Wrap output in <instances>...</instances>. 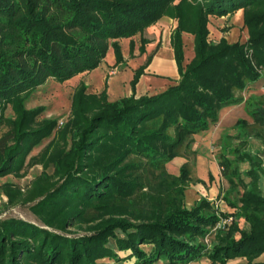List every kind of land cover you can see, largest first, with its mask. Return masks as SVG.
<instances>
[{"label": "trees", "instance_id": "trees-1", "mask_svg": "<svg viewBox=\"0 0 264 264\" xmlns=\"http://www.w3.org/2000/svg\"><path fill=\"white\" fill-rule=\"evenodd\" d=\"M238 9L246 41L209 40V16ZM164 16L176 20L170 34L176 84L136 97L148 57L134 69L128 96L109 100L106 88L86 94L80 83L59 128L57 119L36 121L42 107H25L48 78L63 82L95 69L109 47L114 64H124L118 40L142 34ZM183 32L193 35L194 51L185 66ZM146 43L141 36V53ZM129 45L132 52V40ZM263 74L264 0H0V124L8 126L0 137V177L18 175L44 138L55 132L50 143L59 141L49 157L53 173L34 183L42 198L32 206L53 230L0 219V264H188L202 257L209 264L237 257L264 264L258 260L264 254V166L249 148L250 138L264 140V94L243 95ZM241 103L250 120L236 119L234 133L220 137L217 155L232 210L216 209L204 196L187 206L191 166L185 161L175 175L166 164L188 159L193 136L216 124L222 108ZM8 106L14 117L4 116ZM3 190L10 199L18 194L8 184ZM228 216L231 224L208 246L211 227ZM74 226L85 233L68 236Z\"/></svg>", "mask_w": 264, "mask_h": 264}, {"label": "rangeland", "instance_id": "rangeland-1", "mask_svg": "<svg viewBox=\"0 0 264 264\" xmlns=\"http://www.w3.org/2000/svg\"><path fill=\"white\" fill-rule=\"evenodd\" d=\"M157 22H155L154 24H156ZM242 26L245 27L244 24L241 25L240 16L238 15V13H234L228 19H221V21L219 22L213 20L210 24V30L208 28V38L213 42H217L219 41L217 40L219 32H221V37H224L229 43L238 40L244 42L248 37V31L245 27L246 32L242 33ZM169 27L170 24L159 25L158 29L160 35L163 37L165 36V38H167ZM152 35H154V37H148L150 35L147 34V29L145 28L142 34L137 33L129 38H120L118 42L121 46L122 55L126 58L124 59V64L122 65H115L113 63L112 65H109V59L106 58L103 59V63L95 69L78 73L77 75L63 82L48 78L43 84L39 85L26 99L25 107L27 109L42 107V112L35 117L36 121L40 123L45 119H57V127L59 128L67 121L71 114L72 96L75 89L80 83H84L87 86L85 90L86 94H98L101 92V90H103V88H106L109 100H114L122 96H128L127 94L129 93V90H131L130 80L133 75L132 73L134 69L141 62L144 61L143 63H145L148 57H150V63L153 54H155V50H153V48L151 49L150 47H148V49H146V51H144L143 53L139 51V46L141 44V36L146 38L147 42L150 40L155 41L157 34L155 35L154 33ZM131 40L133 41L132 52L130 51L129 45ZM149 63L146 65V67L149 65ZM106 78L107 83L105 85L104 81ZM250 93L264 94V74L261 79H259L258 81H256V83H254L250 87H247L243 91L244 96H248ZM240 105L241 104L230 105L225 107V110H222L223 112L221 114V117L218 119V122L216 124L212 125L209 130L201 132L199 134H195L193 136L194 141L191 144V148L193 149L194 153L190 154L188 159L182 156H177L178 158H173L170 162L166 164L167 171L171 174L176 175L178 174L180 165H182L185 161L188 160L191 166L192 182L190 183V187L185 192V201L187 206H191L195 201L194 196L198 195L199 197L204 196L208 200H211L213 202L214 208L216 209L226 211L232 210L227 205L223 197L228 184L227 181L221 175L220 167L217 168L214 165L215 168L213 167V174L211 171V164L205 162L206 159L212 160V162H214V160L217 161L220 137L225 132L234 133L233 124L236 118L239 116V111L237 109L231 110L227 108L237 107ZM240 114L243 115L242 112ZM4 116H13V112L10 106H8L4 111ZM247 119L250 120V118L248 117ZM7 130L8 126H6L4 123H1L0 137L5 134ZM55 136L56 133L54 132L49 137L44 138L38 145H35L27 153L24 165L19 171L18 175L10 174L4 177H0V219L15 217L27 222L34 223L40 227L53 230L51 227L43 224V222L33 212L32 206L36 202H38L40 198H42L39 193V188H36V186H34L35 181L41 176L43 172L48 175H51L54 171V166L52 162L49 161V157L53 150L59 148V141L56 142L58 144L51 145L50 143L52 139L57 140V137ZM249 148L260 153V156L263 159L264 166V140L250 138ZM246 166V163L242 164V167ZM209 173L212 175L210 179L208 176ZM197 178L201 179L202 181L193 182V180ZM55 180L56 178H52V176H50V182H54ZM4 184H8V186H11L13 187V189L18 191V194L14 199H10L9 195L5 193V191L3 190ZM260 186L262 188V191L264 192V176L260 179ZM239 193L240 191L238 193L233 192L232 196H238ZM230 224L231 222L227 224L222 230L227 229ZM217 230H221V228H214V226L211 227L210 234H207V236L204 238V241L207 243L208 246L211 245V241L214 238V235ZM67 232L68 236H75L84 234L85 230L84 227L74 226L67 229ZM144 247L147 251H149V245ZM120 254L123 255V253ZM244 261L245 259L237 258L235 259L234 263L231 262L230 264H242ZM130 262L131 261H128L127 263L130 264ZM154 264L165 263L162 261H157ZM195 264H203V260Z\"/></svg>", "mask_w": 264, "mask_h": 264}, {"label": "crops", "instance_id": "crops-1", "mask_svg": "<svg viewBox=\"0 0 264 264\" xmlns=\"http://www.w3.org/2000/svg\"><path fill=\"white\" fill-rule=\"evenodd\" d=\"M234 13H238V15L240 16V23H241V25H243V17H242L243 16V10L238 9V10L231 12V13H228L224 16H212V15L209 16V22H208L209 30H210V24L212 23L213 20L216 22L217 21L219 22V21H221V19H226V18L228 19ZM168 24H170V27L168 29L167 38H165V36L163 37L160 35L158 27H159V25H168ZM175 25H176L175 20L167 18V17H163L156 24H153V25L146 28L147 34L150 35L148 37H154V35H152L154 33H155V35L157 34V37H156L155 41L150 40L145 44V51H146V49H148V47H150L151 49L153 48V50H155V54H153L151 62L149 63V65L147 67L144 68V72L140 75L139 80L135 85V96L136 97L143 95V94L151 95V94L160 93V92L164 91L166 88H168L169 86L177 83V81L179 79V74H178L177 65H176V62L174 59L173 49H172L171 44H170V33H171L172 29L175 27ZM245 32H246V28L242 26V33H245ZM220 37H221V32H219L217 40H219ZM182 41H183V51H184L183 65H185L186 63H188L190 61V59L194 55V52H193V35L183 32L182 33ZM106 58L109 59V65H112V63L114 64V62H115L114 54H113L112 48L110 49V47L108 48L106 56L104 59H106ZM124 59H126V58L124 57ZM103 61L100 63V65L103 63ZM143 62L138 64V66L143 64ZM253 84L254 83L250 84L248 87L252 86ZM131 93H132L131 90H129V93L127 95H129ZM245 97H247V96H245ZM236 105H239V104H236ZM224 108H222L220 110L219 118L221 117L222 112L225 110ZM227 109H231V110L237 109L239 111L238 112L239 116L237 118L243 117V118L247 119V117H248V115L246 114V112L243 108L242 103L240 106L230 107ZM240 111L243 113V115L240 114L241 113ZM175 158H178V157H175ZM179 158H182V157H179ZM204 159H206V158H204ZM205 163L211 164V171L213 174H214V172H213L214 165L217 168H219V165H218L216 160H214V162H212V160L206 159ZM196 196H194L195 200L199 197L198 195H196ZM237 258L245 259L242 257H237ZM237 258L229 259L227 261V264H230L231 262L234 263L235 259H237ZM263 259H264V254H262L258 258V260H263ZM202 260H203V264H209L210 263V261L207 257H202L199 261H202ZM199 261H194V262H190V263L195 264V263H198ZM243 263H245V261Z\"/></svg>", "mask_w": 264, "mask_h": 264}, {"label": "built area", "instance_id": "built-area-1", "mask_svg": "<svg viewBox=\"0 0 264 264\" xmlns=\"http://www.w3.org/2000/svg\"><path fill=\"white\" fill-rule=\"evenodd\" d=\"M232 221V217H221L216 224L214 225V228H221L223 229L227 224H229Z\"/></svg>", "mask_w": 264, "mask_h": 264}]
</instances>
